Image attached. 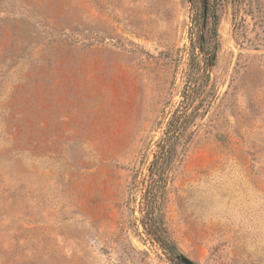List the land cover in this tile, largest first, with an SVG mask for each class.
Returning a JSON list of instances; mask_svg holds the SVG:
<instances>
[{"label":"rangeland","instance_id":"374dc122","mask_svg":"<svg viewBox=\"0 0 264 264\" xmlns=\"http://www.w3.org/2000/svg\"><path fill=\"white\" fill-rule=\"evenodd\" d=\"M201 36L211 90L162 190L148 167L191 112ZM153 201L176 251L143 230ZM178 256L264 264V0H0V264Z\"/></svg>","mask_w":264,"mask_h":264},{"label":"trees","instance_id":"16d2710c","mask_svg":"<svg viewBox=\"0 0 264 264\" xmlns=\"http://www.w3.org/2000/svg\"><path fill=\"white\" fill-rule=\"evenodd\" d=\"M207 15L208 9L203 7V20H205V25ZM215 34L216 30H213V35ZM207 42L208 40L201 36L199 37L197 44V49L203 56L202 59L204 60L205 71L203 69L201 70L203 75L199 74L197 70L194 71L193 74L195 73L196 77H194V80L190 79V81L186 84L187 89L190 91L189 98H185L188 103L186 110H191V112L188 115L183 116L178 115L176 112L171 116L166 126L164 139L161 140V143H163V149L162 151H157L154 154L150 166L148 167L149 177L152 181H154L155 186L162 190H165L167 184L169 183L168 177L171 172L173 159L176 153L177 139L186 129L188 122L187 119H189L191 114L194 113L195 110H198L199 106L204 103V99L208 96L211 90L210 75L216 61V43L214 48L211 50L210 45H208ZM161 143L158 144V148H160ZM149 205H151V207H147V210H145L141 218L145 234L152 242L159 245L161 248H168L167 250L169 251H176V249L167 242V239H165V228L163 227L160 219H158L154 214L153 206H155L156 203L154 204L153 201Z\"/></svg>","mask_w":264,"mask_h":264},{"label":"water","instance_id":"95a60500","mask_svg":"<svg viewBox=\"0 0 264 264\" xmlns=\"http://www.w3.org/2000/svg\"><path fill=\"white\" fill-rule=\"evenodd\" d=\"M177 259L182 263V264H195L185 256H178Z\"/></svg>","mask_w":264,"mask_h":264}]
</instances>
